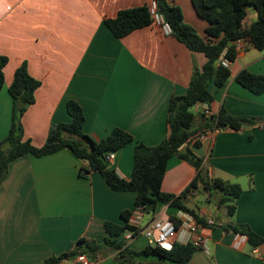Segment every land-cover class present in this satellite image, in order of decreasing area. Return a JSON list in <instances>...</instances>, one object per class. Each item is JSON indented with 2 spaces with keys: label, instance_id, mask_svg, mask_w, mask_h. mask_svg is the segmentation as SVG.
I'll return each mask as SVG.
<instances>
[{
  "label": "crops",
  "instance_id": "crops-1",
  "mask_svg": "<svg viewBox=\"0 0 264 264\" xmlns=\"http://www.w3.org/2000/svg\"><path fill=\"white\" fill-rule=\"evenodd\" d=\"M168 1L179 5L184 21L205 35L208 23L197 15L191 0ZM149 2L0 0V55L8 58L0 90V140L11 124L8 87L22 62L40 81L34 102L21 117L23 139L32 145L44 144L52 124L71 121L68 100L82 107L83 132L94 141L104 139L115 127L148 146L168 136L170 98L186 92L194 70L203 66L206 57L190 51L155 22L121 38L104 24L105 18L115 17L122 9ZM246 11L243 23L249 27L257 13L250 6ZM242 69L264 75V48L250 47L237 54L226 84L211 86L210 108L217 114L222 106L229 114L250 117L253 122L239 130L221 129L198 147L189 145L202 159L203 169L181 201L204 219L198 231L206 240L188 264H264V244L252 246L245 234L228 227L264 237V92L254 94L236 82ZM203 120L195 115L194 133L202 130ZM133 156L134 142L116 151L108 165L129 179ZM197 173L188 161L172 156L161 190L180 195ZM205 173L204 179L218 177L241 186L231 215L225 205L219 207L213 197L208 199ZM202 193L204 204L199 207ZM134 201V192L112 190L99 172L90 171L87 162L67 148L44 156L22 155L8 164L0 184V264H40L74 249L79 240L102 242L104 223L121 224V212L132 210ZM222 207L226 216L220 212ZM178 211L160 204L154 216ZM152 217L144 214L143 220ZM137 238L142 244L136 250L147 245L143 236Z\"/></svg>",
  "mask_w": 264,
  "mask_h": 264
},
{
  "label": "trees",
  "instance_id": "trees-1",
  "mask_svg": "<svg viewBox=\"0 0 264 264\" xmlns=\"http://www.w3.org/2000/svg\"><path fill=\"white\" fill-rule=\"evenodd\" d=\"M199 17L208 25L205 35L198 34L196 29L186 23L179 5L168 0H156L157 12L163 21L168 23L171 34L182 42L190 51L202 53L206 62L200 69H195L186 92L170 98L167 123L169 134L160 143L148 146L134 141L133 136L122 128L115 127L109 134L99 141H94L83 132L85 121L84 112L80 104L68 100L66 109L71 117L70 122L54 123L49 127L46 141L40 147L23 139L21 117L27 107L34 102V91L40 86V81L32 77L27 69V63L22 62L14 71L13 79L8 87L12 100L11 124L7 135L0 140V184L4 179L8 164L25 154L44 156L55 153L63 148L69 149L76 157L87 162L90 171L99 172L106 184L115 191H132L135 201L132 210H123L120 214L122 223L105 222L106 236L102 242L94 240H79L78 245L58 256H51L40 264H54L59 259L78 252L95 255L104 246H110L117 251L109 263L132 264L139 257H155L169 264H188L194 252L198 249L191 243H175L172 249L165 250L158 246L145 245L134 250L125 245L122 233L128 228V220L134 211H142L154 216L160 204H167L177 210L187 211L199 223H204L194 210L188 208L181 201L184 195L196 185L200 177L203 164L189 145L194 135L192 125L196 113L191 107L197 102L210 103L214 100L211 86L221 87L230 78V68L218 64L223 56L231 62L237 57L236 42L242 41L244 48L250 47L261 50L264 48V0H191ZM252 7L256 13V20L249 27H242V21L247 14V7ZM153 22L149 11V4L122 9L115 17L105 18L104 24L111 33L121 38L135 29L150 25ZM8 58L0 55V90L4 84L3 67ZM236 82L254 94L264 92V75L251 73L246 69L240 70L235 76ZM203 127L210 126L215 121L219 130L231 128L239 130L243 124L253 122V118L229 114L221 106L214 119L203 118ZM134 142L133 169L129 179L120 177L109 167L105 160V153L118 151L128 143ZM200 141L192 143L195 147ZM178 156L196 167L198 173L180 195L165 193L161 190L162 178L167 162L172 156ZM203 187L211 195L220 194L217 205H225L226 212L231 215L234 211L233 202L239 197L242 188L238 183L223 181L221 178L204 179ZM174 217V215H170ZM236 233L245 234L252 246L264 244V237L244 228L228 226ZM108 262V261H107Z\"/></svg>",
  "mask_w": 264,
  "mask_h": 264
},
{
  "label": "built area",
  "instance_id": "built-area-1",
  "mask_svg": "<svg viewBox=\"0 0 264 264\" xmlns=\"http://www.w3.org/2000/svg\"><path fill=\"white\" fill-rule=\"evenodd\" d=\"M149 11L152 15L153 22L160 24L162 30L166 34L171 33V28L163 21L162 17L157 12V2L156 0H150ZM242 27L244 23L242 21ZM237 54L240 51L245 50L242 41L238 40L236 42ZM218 64L225 67L231 65V61L223 56V54L218 59ZM192 111L198 114L201 118L214 119L215 115L212 109L207 103L197 102L191 107ZM219 131L215 127V121L212 122L210 126H205L197 133L191 136V142L196 141L203 142L209 136ZM115 157V151H109L105 153V160L109 164ZM84 172V169L81 170ZM190 190H193L190 189ZM144 212L134 211L128 220V228L122 233V240L125 245H130V243L137 237L143 236L146 243L151 246H158L165 250H170L175 243L187 244L191 243L195 247L203 248L205 247V237L199 233V228L201 224L196 220V218L187 211L179 210L174 217L162 213L153 216L149 221L145 222ZM214 220H208V224H213ZM54 264H118V263H107V258L100 255H90L85 252H78L75 255H68L64 258L59 259Z\"/></svg>",
  "mask_w": 264,
  "mask_h": 264
},
{
  "label": "rangeland",
  "instance_id": "rangeland-1",
  "mask_svg": "<svg viewBox=\"0 0 264 264\" xmlns=\"http://www.w3.org/2000/svg\"><path fill=\"white\" fill-rule=\"evenodd\" d=\"M206 191V190H205ZM207 197L208 199L213 197V199H215V202L216 204L218 203L219 201V198H220V194L215 192L214 195H211L209 192H207ZM197 204L199 207H201L203 204H204V195L203 193L200 195V198L197 200ZM220 212L222 215L226 216L225 215V209L222 207L220 209ZM103 241V240H102ZM142 244V239H134L132 242H131V246H129L130 248L136 250L137 248H139ZM117 251H114L110 246H104L101 250H99L95 255H100L104 258H107V263H109V260L108 258L112 259L114 257V255L116 254ZM132 264H169L167 262H164V261H160L159 259L155 258V257H146V258H143V257H139V258H136L132 261Z\"/></svg>",
  "mask_w": 264,
  "mask_h": 264
},
{
  "label": "water",
  "instance_id": "water-1",
  "mask_svg": "<svg viewBox=\"0 0 264 264\" xmlns=\"http://www.w3.org/2000/svg\"><path fill=\"white\" fill-rule=\"evenodd\" d=\"M204 171H205V169H204Z\"/></svg>",
  "mask_w": 264,
  "mask_h": 264
}]
</instances>
